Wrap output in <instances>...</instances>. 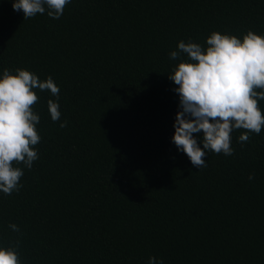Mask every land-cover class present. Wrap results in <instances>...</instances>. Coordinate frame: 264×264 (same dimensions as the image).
<instances>
[{
    "label": "trees",
    "instance_id": "16d2710c",
    "mask_svg": "<svg viewBox=\"0 0 264 264\" xmlns=\"http://www.w3.org/2000/svg\"><path fill=\"white\" fill-rule=\"evenodd\" d=\"M12 4L0 0V73L51 76L60 93L34 89L39 159L13 161L24 175L0 192V245L21 264H264V129L244 144L234 130V154L199 170L172 142L169 79L181 40L264 35V0H72L58 20Z\"/></svg>",
    "mask_w": 264,
    "mask_h": 264
},
{
    "label": "clouds",
    "instance_id": "9594fccd",
    "mask_svg": "<svg viewBox=\"0 0 264 264\" xmlns=\"http://www.w3.org/2000/svg\"><path fill=\"white\" fill-rule=\"evenodd\" d=\"M71 2L13 0L12 7L17 12L22 10L24 19L47 12L58 20ZM206 44L205 48L191 40H181L177 50L170 53L172 60L187 57L169 75L178 85L174 92L179 97L172 142L199 170L207 167L204 157L209 152L234 154V130H248L238 138L244 144L251 133L259 135L264 129V114L258 106V101H264V35L249 30L241 40L236 35L214 31ZM34 89L50 90L57 97L60 93L51 76L42 81L27 69H16L14 73L4 69L0 73V192L5 195L22 187L24 170L14 167L13 161L23 162L30 169L39 159L34 146L41 140L36 127L40 116L32 107L39 97ZM59 108L58 99L48 101L53 121L61 117ZM60 126L66 127V122ZM9 227L15 232L20 230L16 224ZM0 264H21L17 249L0 245ZM148 264H163V260L150 257Z\"/></svg>",
    "mask_w": 264,
    "mask_h": 264
}]
</instances>
